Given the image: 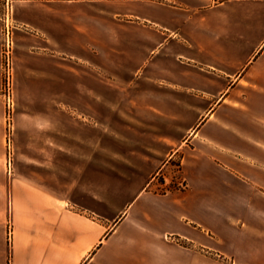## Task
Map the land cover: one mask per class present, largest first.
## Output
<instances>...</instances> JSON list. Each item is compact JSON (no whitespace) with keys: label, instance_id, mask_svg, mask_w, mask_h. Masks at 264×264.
I'll use <instances>...</instances> for the list:
<instances>
[{"label":"crops","instance_id":"0c3cea01","mask_svg":"<svg viewBox=\"0 0 264 264\" xmlns=\"http://www.w3.org/2000/svg\"><path fill=\"white\" fill-rule=\"evenodd\" d=\"M13 19L0 264H264V0H13Z\"/></svg>","mask_w":264,"mask_h":264},{"label":"built area","instance_id":"2783aa9c","mask_svg":"<svg viewBox=\"0 0 264 264\" xmlns=\"http://www.w3.org/2000/svg\"><path fill=\"white\" fill-rule=\"evenodd\" d=\"M5 9L0 16L3 23L2 30V76L3 85L1 89V95L6 105V123L8 131V150L9 156L7 159L8 173L13 171L12 158H11V137L10 134L15 128V84H14V52L15 42L13 38V29L15 27V21L13 19V0H4ZM13 228L9 227V236L12 237ZM11 263V259L10 262Z\"/></svg>","mask_w":264,"mask_h":264},{"label":"rangeland","instance_id":"374dc122","mask_svg":"<svg viewBox=\"0 0 264 264\" xmlns=\"http://www.w3.org/2000/svg\"><path fill=\"white\" fill-rule=\"evenodd\" d=\"M15 134H16V124H15L14 130L10 134V137H11V158H12V166L13 167H14V158L17 155H22V153H23V147L21 145L19 147L15 146V136H16ZM8 156H9V153H8ZM175 161L177 162V160H175ZM164 172H166V171H164ZM177 177H178V174L175 175V178H177ZM142 182L143 181L140 179L131 181L129 190L132 191L134 188H137ZM177 182L178 181H175V179H174V180L166 183V180H165L163 174H161V175H159L158 179L156 180V182L152 186V188L158 192H163L166 189L173 188ZM115 183L116 182L112 181V186L115 185ZM128 193L126 196L119 197L117 199L118 202H116V203L114 202V204L112 205V214L117 212L118 207L120 206L121 202L126 199V197L128 196ZM113 196L114 195L112 194V198H113ZM118 219H119V217H117L116 220H118Z\"/></svg>","mask_w":264,"mask_h":264}]
</instances>
